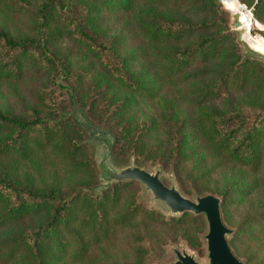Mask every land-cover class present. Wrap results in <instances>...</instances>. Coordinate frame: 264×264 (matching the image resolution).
Instances as JSON below:
<instances>
[{"label": "trees", "instance_id": "trees-1", "mask_svg": "<svg viewBox=\"0 0 264 264\" xmlns=\"http://www.w3.org/2000/svg\"><path fill=\"white\" fill-rule=\"evenodd\" d=\"M100 13L123 14L138 44L128 48L123 32L100 34ZM228 14L219 0H0V85L37 83L60 69L79 96L83 76L92 74L91 107L121 127L114 150L139 153L164 149L165 140L153 143L158 120L135 129L137 108L163 88L176 91L161 100L164 118L176 122L169 152L178 156L181 187L188 192L184 180L206 184L201 192L221 196L229 223L233 205H252L234 223L230 244L255 264L249 245L264 238V199L250 195L264 186V61L243 59ZM255 19L264 24V0ZM75 49L81 58L74 64L67 54ZM55 91L36 94L22 116L0 105V264H96V254L109 259L102 247L111 234L136 225L138 209L122 201L136 182L87 190L96 172ZM211 158L218 163L209 165ZM143 212V226L200 219Z\"/></svg>", "mask_w": 264, "mask_h": 264}, {"label": "rangeland", "instance_id": "rangeland-1", "mask_svg": "<svg viewBox=\"0 0 264 264\" xmlns=\"http://www.w3.org/2000/svg\"><path fill=\"white\" fill-rule=\"evenodd\" d=\"M219 1L225 9H229L228 7H230L231 3H225L223 0ZM238 1L245 8L250 10L255 18L254 6L257 0ZM93 16L96 17V14ZM225 18L229 19V26L236 34L243 59H255L249 54L247 46L239 41L240 30L234 25L236 21L234 13L229 11V14L225 16ZM95 21L100 26V28L97 26V29L101 30L99 32L100 34H102V30L104 29L106 34L112 38V36L117 33L122 34L123 32V35L127 37L124 44L128 48L138 44L139 38L137 39L132 36L131 32H129L130 26L128 25L125 27L126 22L123 14L100 13ZM92 22L90 23V26L93 25ZM13 26H17V23L13 24ZM87 28L89 29L90 27ZM89 32H91L90 29ZM251 35L254 37L258 35L264 36V30L259 26L254 25L251 29ZM65 44V47L71 46L70 41H67ZM122 48H125L124 45H122ZM67 55H69L67 61L74 64L81 58L79 49L78 51L77 49L72 50L71 53ZM71 69L73 71L76 70L74 66H72ZM56 74L57 75H54L53 77L52 74H47L44 79L32 84L28 82L14 85L11 83L1 84L0 96L2 97H0V105L5 108L9 107L13 110V113L22 116L21 112L24 111L21 110L25 109L26 106H32L35 103L36 94L40 95L45 91L53 93L57 90V94L63 100V106L60 109V111L62 110L61 116H63L64 119L69 118L71 123L76 124L81 129V142L87 147L90 157L89 161L92 162V166L96 172L95 178L93 177L90 181L92 187L87 190H91L96 194L103 193L105 190H109L112 186L118 184L107 183L102 179L103 168H121L129 165H137L150 172L160 170L161 178L167 185H175L183 195L189 198L196 199L197 196L208 193L214 194V192L210 191L201 192V190L208 187L206 184L199 183L198 181H183L186 188L189 189L188 192H185L181 187L180 177L177 175L178 165H176L178 156L176 154H170L169 152V149L171 150V147L174 145L171 142V139L173 138V129L176 122L173 124V120H166L164 118L163 111L167 104H164L161 100H172L177 95L176 91H173L169 87L163 88L156 100H147L148 102H143L136 110L138 117L135 120V129L150 121L158 120L160 132L154 137L153 143L156 144V142L160 140H165L164 149L158 150L156 145H153V149H151L149 153H139L132 149L125 151L120 150L117 152L114 148L118 141L117 131L118 129H121V127L116 125L117 119L105 121L104 117L101 116L99 112L95 113L93 105L91 107V97L94 92L91 83L92 74L83 76L81 82L85 91L83 92L84 94L79 96L76 95V90L74 91L72 88L70 89V81L72 80L70 75H67L68 77H66V73L60 69H57ZM61 85L63 88H61ZM124 121L126 122L127 120L124 119ZM131 134L134 135L135 131H131ZM149 135L150 134H148L147 137ZM170 136L171 139L169 140ZM216 163L218 162L213 158L209 161V165ZM219 170L222 172L227 171L228 167L219 168ZM183 174L185 175L184 171ZM128 182L132 181L120 183ZM133 182H136V187H126L122 192V201H128V205L131 208L136 207L138 209L135 213L137 218L135 221L136 225H130L131 227L128 226V228H120L117 234H111V237L108 238V242L102 247H106L105 250L106 254L108 253L109 255V259L102 258L101 253L96 254L94 256L97 257L96 264H175L177 261V252L193 254L199 264H207L208 253L205 235L208 230V225L205 215H195L191 213L200 218L199 222L176 227L161 222L149 223L147 226L140 225L139 221L143 220V210L145 209L158 211L167 219L181 218L184 214H173L163 202L156 200L153 194L148 191L143 184L137 181ZM76 185H78V183H76L75 186ZM208 186H210V183ZM260 196L264 199V186L259 189L257 193L250 195V197L254 199H259ZM251 207L252 205L250 206L247 200L242 204L233 205V207H231L233 222L236 223V221L243 217ZM253 210H255L254 212L258 210L257 204L254 206ZM223 220L227 226L233 228L235 232L237 231L234 223L225 221L224 216ZM233 235L228 237L229 240H231ZM249 250L250 253L253 252L254 254V260L252 262H255V264L261 262L264 258V238L258 241H253V243L249 245ZM240 259L247 264L245 259Z\"/></svg>", "mask_w": 264, "mask_h": 264}, {"label": "water", "instance_id": "water-1", "mask_svg": "<svg viewBox=\"0 0 264 264\" xmlns=\"http://www.w3.org/2000/svg\"><path fill=\"white\" fill-rule=\"evenodd\" d=\"M259 1L257 0L254 9L257 8ZM229 11L231 12V10ZM234 15L236 19L234 25L239 29V15L236 13ZM256 22L259 21L256 20ZM243 35L244 31L240 30L239 41L247 46L251 57L264 61V53L256 50L247 43ZM102 179L107 183L137 181L143 184L153 194L156 200L163 202L173 214L193 213L195 215H205L208 225V230L205 235L208 253L207 264H245L231 247L228 237L233 235L235 230L227 226L223 220L221 197L208 193L197 196L196 199L189 198L183 195L175 185H167L161 178L160 170L150 172L137 165H129L121 168L105 167L103 168ZM175 264L199 263L193 254L177 252V261Z\"/></svg>", "mask_w": 264, "mask_h": 264}, {"label": "bare ground", "instance_id": "bare-ground-1", "mask_svg": "<svg viewBox=\"0 0 264 264\" xmlns=\"http://www.w3.org/2000/svg\"><path fill=\"white\" fill-rule=\"evenodd\" d=\"M225 3H231L228 7L232 13L239 15L238 23L239 29L244 31L243 38L249 43L253 48L264 53V36H252L251 29L252 27L259 26L264 30V24L256 22L253 14L250 10L245 8L238 0H223Z\"/></svg>", "mask_w": 264, "mask_h": 264}]
</instances>
